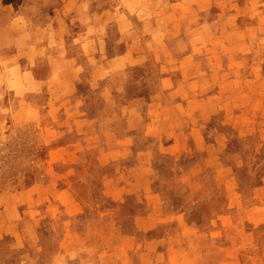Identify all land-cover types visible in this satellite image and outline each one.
Masks as SVG:
<instances>
[{
	"label": "rangeland",
	"instance_id": "obj_1",
	"mask_svg": "<svg viewBox=\"0 0 264 264\" xmlns=\"http://www.w3.org/2000/svg\"><path fill=\"white\" fill-rule=\"evenodd\" d=\"M250 2L264 8V0ZM85 6L0 0V264H155L175 243L196 251L195 264H231L223 262L231 252L247 262L264 233L247 228L244 215L264 202V116L232 117L231 151L217 144L214 156L196 141L199 124L211 119L192 117L173 134L149 126L136 105L156 97V68L145 63L149 89L130 98L133 106L132 69L122 71L116 91L89 83L98 74L79 27L101 15L84 16ZM55 14L61 30H52ZM241 56L233 72L259 76L261 69H247L253 54ZM263 89L249 82L228 112L255 106L251 95ZM240 121L246 132L233 126ZM220 173L235 178L212 180ZM234 209L241 212L228 213ZM212 221L235 227L218 240Z\"/></svg>",
	"mask_w": 264,
	"mask_h": 264
},
{
	"label": "crops",
	"instance_id": "obj_2",
	"mask_svg": "<svg viewBox=\"0 0 264 264\" xmlns=\"http://www.w3.org/2000/svg\"><path fill=\"white\" fill-rule=\"evenodd\" d=\"M85 1L87 6L81 8L84 16L101 15L99 21L84 19L83 26L79 27L86 34L81 42L83 55L90 60L89 64L95 65L94 70L98 74L89 83L94 80L102 92L105 88L116 91L123 82L122 71L132 69L137 81L127 89V105L133 106L135 102L130 98L137 95L139 101L149 89L145 63L156 68L159 78L156 97L143 105H136L138 112L146 113L149 126H159L173 134L182 131L192 117L211 119L199 124L201 132L196 136V141L202 151H209L214 156L218 155L217 144L231 151L230 142L232 144L234 137L229 129L232 117L264 116V89L259 94L254 92L251 95V100L255 99V106L242 104L234 116L227 109L228 102L234 97L247 96L249 82L264 83L263 5L256 7L251 0ZM238 3L247 9L238 7ZM62 21L61 14H55L51 20L52 30H61ZM215 53L218 54L214 55L215 62L212 60L210 63L207 56ZM246 53L247 56H254L247 69H261L259 76L253 77L251 72L249 75L246 72H233L235 64L241 67V55ZM71 64L76 66L74 62ZM132 92L135 95L130 96ZM249 106L251 108H247ZM233 126H239L241 132H246L248 127L246 122L241 121ZM125 128L128 129V124H125ZM205 131H210L215 141L207 143ZM131 133L134 134V130ZM220 178L232 182L235 177L220 173L212 180ZM260 189H264V186L261 185ZM233 212L241 211H228ZM244 215L247 217V228H264V202L247 207ZM212 224L218 240L223 238L224 231L235 227L233 223L227 226L219 221H212ZM262 234V231L258 234L262 248L255 252L249 250L247 262L244 257L239 263L240 256L233 252L226 254L223 262L264 264ZM189 244L193 245L192 242ZM186 249L188 253H185ZM169 250L157 253L155 258L161 263L155 261V264L197 263L196 251L189 247L175 243ZM188 257H191L190 261Z\"/></svg>",
	"mask_w": 264,
	"mask_h": 264
}]
</instances>
